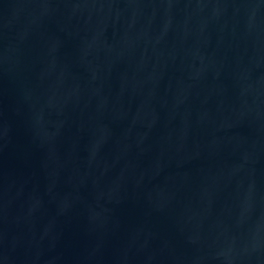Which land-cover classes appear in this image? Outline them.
Instances as JSON below:
<instances>
[{"label":"water","instance_id":"95a60500","mask_svg":"<svg viewBox=\"0 0 264 264\" xmlns=\"http://www.w3.org/2000/svg\"><path fill=\"white\" fill-rule=\"evenodd\" d=\"M0 264H264V0H0Z\"/></svg>","mask_w":264,"mask_h":264}]
</instances>
